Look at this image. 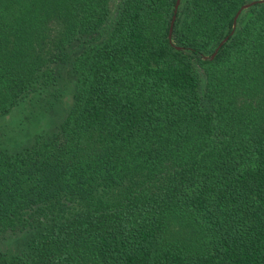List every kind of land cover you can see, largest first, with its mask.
<instances>
[{
  "label": "trees",
  "instance_id": "16d2710c",
  "mask_svg": "<svg viewBox=\"0 0 264 264\" xmlns=\"http://www.w3.org/2000/svg\"><path fill=\"white\" fill-rule=\"evenodd\" d=\"M109 1L0 0V264H264V3Z\"/></svg>",
  "mask_w": 264,
  "mask_h": 264
},
{
  "label": "rangeland",
  "instance_id": "374dc122",
  "mask_svg": "<svg viewBox=\"0 0 264 264\" xmlns=\"http://www.w3.org/2000/svg\"><path fill=\"white\" fill-rule=\"evenodd\" d=\"M119 0H110V8H111V12L112 14H114V10L116 8V5L118 4ZM91 38L89 37L88 41ZM81 41V43H80ZM80 41L76 42L77 46H83L84 47V40L80 39ZM84 41V42H83ZM80 48V47H79ZM194 70L195 72L198 74L199 76V80L201 83V88L203 87V82L205 80V75L203 70L199 67V65H195L194 66ZM63 86V85H62ZM66 89V94L64 96V98H62V101H55V104H53V107H49V105L45 106L42 108L41 106V112L44 111L43 109L48 108V115L44 114V115H40L38 114V117H35V119H33L32 121H30V126L32 129L37 130L42 127H44L43 125H48L51 129H53L54 127H56V125L62 120V118L65 116L66 111L68 110L70 104H71V98H70V94H69V87L68 85L63 86ZM38 98H40L41 96H37ZM20 110H17V114H15L9 121L10 125L12 126V128H14V130H16V126L18 124H20V119L19 117H23V115L25 114L24 112L21 111V108H19ZM29 122L27 120H25V123ZM7 123V121H3L0 120V137L3 136V138L5 136H8V140H11V143H17L19 141L20 138L16 137H12V134L9 133V130L7 128H5V124ZM18 123V124H17ZM35 123V124H34ZM7 140V141H8Z\"/></svg>",
  "mask_w": 264,
  "mask_h": 264
},
{
  "label": "water",
  "instance_id": "95a60500",
  "mask_svg": "<svg viewBox=\"0 0 264 264\" xmlns=\"http://www.w3.org/2000/svg\"><path fill=\"white\" fill-rule=\"evenodd\" d=\"M179 3H180V0H177V1H176V5H175L174 17H173V19H172L171 27H170V30H169V36H168L169 39L171 38L172 27H173V23H174V21H175V15H176V13H177V9H178ZM262 3H264V0H257V1H253V2H251V3H249V4H245V5H243V6L237 11V13H236V15H235L234 23H233V29H234L235 26H236L237 18L239 17V15H240V13H241L242 10H246V9L250 8L251 6H253V5H255V4H262ZM225 41H226V40H224V41L221 43V45H222ZM221 45H220V46H221ZM178 49H179V48H178ZM217 50H218V48H217ZM217 50H216V51L214 52V54L210 57V59H213V57L215 56Z\"/></svg>",
  "mask_w": 264,
  "mask_h": 264
}]
</instances>
